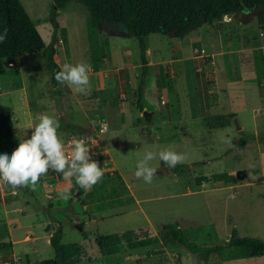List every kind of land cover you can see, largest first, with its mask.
<instances>
[{
  "label": "rangeland",
  "instance_id": "obj_1",
  "mask_svg": "<svg viewBox=\"0 0 264 264\" xmlns=\"http://www.w3.org/2000/svg\"><path fill=\"white\" fill-rule=\"evenodd\" d=\"M20 1L47 46L52 20L59 24L53 55L60 69L79 62L91 68L87 8L70 2L53 15L54 0ZM258 16L238 12L184 38L146 37L150 71L144 79L140 42L129 35L126 24L104 25L99 32L105 44L104 70L95 74L90 69L88 94L61 84L57 94L43 51L20 55L19 71L8 65L0 76V113H11L20 142L31 137L41 115L56 117L66 152L82 138L92 160L103 168L106 200L90 196L94 187L80 194L74 180H59L53 171L34 191L0 185V264L5 259L54 264L45 236L53 220L64 226V244L82 248L81 264H201L163 232L169 224H178L202 246L226 247L234 229L241 237L264 241V89L261 93L254 60L256 50L264 54V28ZM69 125L77 129L66 130ZM226 135L233 147L222 143ZM169 146L187 155L178 165L184 169L176 173L156 159L151 184L135 177L138 158ZM223 173L228 181L212 180ZM202 177L209 181H200ZM65 188L70 190L67 200L59 198ZM30 230L37 242H24ZM131 230L141 238H157L158 244L114 257L101 255L99 236ZM12 240L22 242L13 248ZM207 264H264V254L227 248Z\"/></svg>",
  "mask_w": 264,
  "mask_h": 264
},
{
  "label": "trees",
  "instance_id": "obj_2",
  "mask_svg": "<svg viewBox=\"0 0 264 264\" xmlns=\"http://www.w3.org/2000/svg\"><path fill=\"white\" fill-rule=\"evenodd\" d=\"M70 2H77L88 9L90 18L87 24L88 41L91 47V69L98 73L103 71L105 49L99 41V32L104 25L117 23L126 24L131 37L140 42L142 57V78L149 74V61L147 57L146 37L163 34L169 37L184 38L191 31L202 25H214L225 17L238 12L247 15L258 13L259 24L264 28V0H54L53 15ZM53 35L47 46L40 35L37 24L26 11L20 0H0V33L8 31L6 40L0 43V76L8 70V65L14 64L19 71L17 61L20 55L40 53L47 71L51 74V83L57 94L59 83L55 80V73L60 70L54 59V52L58 41L60 26L55 19L52 20ZM257 83L261 93L264 89V54L261 49L254 52ZM143 82L138 90V108L141 104ZM66 130H76V125L65 127ZM20 140L15 134V121L10 112L0 113V154L12 152L19 146ZM185 166L175 168L176 173ZM60 180L63 176L57 173ZM227 173L212 177L214 182L228 181ZM208 182L207 177L200 181ZM80 194L84 190L79 188ZM100 193V196L96 195ZM90 196L95 201H105L106 192L104 182L94 186ZM52 216V215H51ZM52 218V217H51ZM83 228L82 226H80ZM52 237L50 245L55 253L54 264H81L83 250L77 243H63L64 226L58 220L52 221ZM163 232L171 234L172 239L182 249L197 257L201 264H207L214 255H219L225 249L246 248L264 254V241L259 238L241 237L237 230H233L229 244L224 246H202L192 241L178 224L163 225ZM99 251L104 258L114 257L124 252L148 248L158 244L155 237H139L134 230L119 234L99 236L96 239ZM12 246V243H11ZM5 264H14L12 260L5 259Z\"/></svg>",
  "mask_w": 264,
  "mask_h": 264
},
{
  "label": "clouds",
  "instance_id": "obj_3",
  "mask_svg": "<svg viewBox=\"0 0 264 264\" xmlns=\"http://www.w3.org/2000/svg\"><path fill=\"white\" fill-rule=\"evenodd\" d=\"M7 35V29L0 33V43L6 40ZM89 71L90 65L87 63H65L54 78L76 93L88 94L91 85ZM33 129L31 137L20 142L11 155L0 154V185L10 186L14 190L30 187L34 191L49 171L61 174L66 181L74 180L75 185L85 192L91 191L103 180L104 170L97 161L92 160L90 148L84 139L73 141L71 152H66L65 142L59 132L60 121L56 117L41 115ZM221 141L233 147L230 135L222 136ZM156 159L162 161L168 169H175L184 164L188 157L171 146L159 152L146 151L142 158H138L135 177L151 184L157 173V168L151 162ZM59 198L69 199L70 190L65 188L59 193Z\"/></svg>",
  "mask_w": 264,
  "mask_h": 264
},
{
  "label": "crops",
  "instance_id": "obj_4",
  "mask_svg": "<svg viewBox=\"0 0 264 264\" xmlns=\"http://www.w3.org/2000/svg\"><path fill=\"white\" fill-rule=\"evenodd\" d=\"M99 37L101 38V34L99 33ZM101 44L103 45V47H105V44H103V42H101ZM148 51H150V47L148 46ZM148 57V56H147ZM148 61H149V59H148ZM57 64H58V62H57ZM91 69V68H90ZM92 70V69H91ZM103 70H104V68H103ZM149 71H150V63H149ZM102 72V71H101ZM92 73H95V72H93L92 71ZM98 73H100V72H98ZM95 74H97V73H95ZM149 75V74H148ZM148 77V76H147ZM27 116V115H26ZM149 117V116H148ZM15 125H16V122H15ZM46 231V234H45V236H46V239H47V241H48V243L50 244V238L52 237V233H53V230L52 229H49V230H45ZM13 232V231H12ZM12 232H11V235H12ZM29 236V237H26V236ZM35 238V239H34ZM64 238V237H63ZM32 240H34L35 242H37V236H36V233L35 232H33L32 230H30V231H28V233H26V235H25V238H24V242H28V243H30ZM22 241H13L12 240V247L13 248H15V246H17V245H19L20 243H21ZM11 245V244H10ZM51 246V245H50ZM143 249H145V248H143ZM138 250H142V249H138ZM13 261V260H12ZM15 263V262H14Z\"/></svg>",
  "mask_w": 264,
  "mask_h": 264
},
{
  "label": "water",
  "instance_id": "obj_5",
  "mask_svg": "<svg viewBox=\"0 0 264 264\" xmlns=\"http://www.w3.org/2000/svg\"><path fill=\"white\" fill-rule=\"evenodd\" d=\"M144 117H146V118H148V114L147 113H144V115H143ZM81 231L83 230L82 228H79Z\"/></svg>",
  "mask_w": 264,
  "mask_h": 264
}]
</instances>
